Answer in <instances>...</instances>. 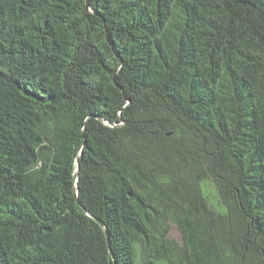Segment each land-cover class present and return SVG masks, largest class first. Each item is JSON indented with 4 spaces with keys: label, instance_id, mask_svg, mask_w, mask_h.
<instances>
[{
    "label": "trees",
    "instance_id": "1",
    "mask_svg": "<svg viewBox=\"0 0 264 264\" xmlns=\"http://www.w3.org/2000/svg\"><path fill=\"white\" fill-rule=\"evenodd\" d=\"M0 264H264V0H0Z\"/></svg>",
    "mask_w": 264,
    "mask_h": 264
},
{
    "label": "rangeland",
    "instance_id": "2",
    "mask_svg": "<svg viewBox=\"0 0 264 264\" xmlns=\"http://www.w3.org/2000/svg\"><path fill=\"white\" fill-rule=\"evenodd\" d=\"M172 236H174V237H176V238H180V233L175 229V228H173V230H172Z\"/></svg>",
    "mask_w": 264,
    "mask_h": 264
},
{
    "label": "water",
    "instance_id": "3",
    "mask_svg": "<svg viewBox=\"0 0 264 264\" xmlns=\"http://www.w3.org/2000/svg\"><path fill=\"white\" fill-rule=\"evenodd\" d=\"M78 172H79V164H78V167H77V171H76V173H75V178L78 177ZM105 230H106V232H107V229H105Z\"/></svg>",
    "mask_w": 264,
    "mask_h": 264
}]
</instances>
